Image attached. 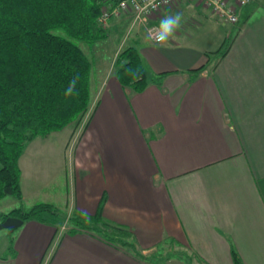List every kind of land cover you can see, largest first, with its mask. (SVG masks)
I'll return each mask as SVG.
<instances>
[{
	"label": "crops",
	"instance_id": "crops-1",
	"mask_svg": "<svg viewBox=\"0 0 264 264\" xmlns=\"http://www.w3.org/2000/svg\"><path fill=\"white\" fill-rule=\"evenodd\" d=\"M191 1L136 24L111 17L107 36L130 30L128 46L159 82L139 92L118 82L121 42L104 76L91 67L82 131L70 123L36 137L18 158L21 201L100 211L125 231L97 224L67 233L27 219L0 264H233L232 249L242 264H264V0L239 7L227 29ZM176 12L175 39L155 45L147 28ZM165 243L179 255L155 262Z\"/></svg>",
	"mask_w": 264,
	"mask_h": 264
},
{
	"label": "trees",
	"instance_id": "trees-1",
	"mask_svg": "<svg viewBox=\"0 0 264 264\" xmlns=\"http://www.w3.org/2000/svg\"><path fill=\"white\" fill-rule=\"evenodd\" d=\"M104 4L105 0H0V199L22 197L18 158L25 144L70 123L78 124L88 111L91 61L75 41L92 46L107 37V28L98 20ZM230 40L229 35L225 37L221 55ZM114 66L118 82L137 92L162 76L147 74L133 46L120 49ZM74 78V92L65 96ZM8 216L35 219L55 228L67 219V233L97 224L125 231L104 222L100 211L93 215L72 211L67 216L47 202L12 208L1 220ZM8 242L9 250L12 239ZM119 244L142 258L131 243ZM231 253L233 264H242L234 249Z\"/></svg>",
	"mask_w": 264,
	"mask_h": 264
},
{
	"label": "rangeland",
	"instance_id": "rangeland-1",
	"mask_svg": "<svg viewBox=\"0 0 264 264\" xmlns=\"http://www.w3.org/2000/svg\"><path fill=\"white\" fill-rule=\"evenodd\" d=\"M261 1V0H259ZM190 3H192V1L190 0ZM192 8V7H191ZM224 27L227 29L228 27L231 26V24H223ZM127 28V27H126ZM234 29V26H233ZM232 29V30H233ZM130 30L127 31V29H124V31H120L119 33H110L107 38L97 41L94 43V45L89 46L86 45L84 42H79V41H75L83 50V52L86 54V56L89 58V60L91 61V67L94 73V76L96 77V79H98L99 77L104 76V74H106V68L108 66V62H110L111 60V56H112V52L113 50L116 48V46H118V44H120L121 42V47L119 48V51L121 48H123L124 46H128L129 43V39L130 37H128V33ZM55 33L60 34L65 36V33L61 30V29H55L54 30ZM212 59V58H211ZM89 109L88 111L84 114V116L82 117V119H80L78 124H75V133L78 135L82 129L84 128V125L86 123V120L88 119L89 116ZM33 203H31V201L26 200H18L12 196H5L4 198H2L0 200V222L2 221V216L3 214L9 212L12 208L14 207H21L23 209H28L29 207L32 206ZM60 209V208H59ZM60 211L63 214H67V216L70 213H67L66 211L64 212L63 209H60ZM70 226V223L67 219H64V221L59 224V226L57 227V229L59 228V231H66L68 230ZM14 231H9L7 228H1L0 229V255H10L12 254V250L11 249H4L3 246L8 243L9 244V240H11L13 238L14 235ZM115 232H118L119 234L117 235H121L122 231L119 230H114ZM108 232V230H107ZM112 233V232H110ZM174 245L170 244V243H165V244H161L159 246H157V250L155 253H157V255H152L154 256V260L155 262H159L157 259H159V257L166 255L167 256H175L179 255L178 250L177 251H173Z\"/></svg>",
	"mask_w": 264,
	"mask_h": 264
},
{
	"label": "built area",
	"instance_id": "built-area-1",
	"mask_svg": "<svg viewBox=\"0 0 264 264\" xmlns=\"http://www.w3.org/2000/svg\"><path fill=\"white\" fill-rule=\"evenodd\" d=\"M178 0H169L167 4L163 0H105L101 7L99 22L107 27L111 17L116 18L121 15H130L133 24L144 22L153 15H158L167 7H170ZM202 8L208 10L217 19L229 24L237 22V10L252 0H194ZM156 5H159L158 7ZM157 26L151 25L147 32L156 29Z\"/></svg>",
	"mask_w": 264,
	"mask_h": 264
},
{
	"label": "clouds",
	"instance_id": "clouds-1",
	"mask_svg": "<svg viewBox=\"0 0 264 264\" xmlns=\"http://www.w3.org/2000/svg\"><path fill=\"white\" fill-rule=\"evenodd\" d=\"M169 0H163L164 4H167ZM157 7L159 5H156ZM183 16L182 13L176 12L163 16L160 20L159 26L150 30L148 33V39L153 40L155 45L159 47H165L168 45L170 40L175 39L176 32L182 26ZM77 80L74 78L70 81L68 88L65 91V96H71L74 92Z\"/></svg>",
	"mask_w": 264,
	"mask_h": 264
},
{
	"label": "water",
	"instance_id": "water-1",
	"mask_svg": "<svg viewBox=\"0 0 264 264\" xmlns=\"http://www.w3.org/2000/svg\"><path fill=\"white\" fill-rule=\"evenodd\" d=\"M23 223V220L19 217L8 216L0 222V229L7 228L9 231L15 230Z\"/></svg>",
	"mask_w": 264,
	"mask_h": 264
}]
</instances>
